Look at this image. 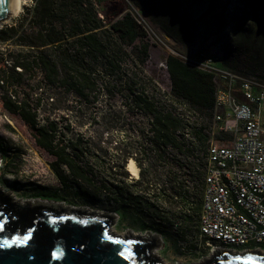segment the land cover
I'll return each mask as SVG.
<instances>
[{
  "label": "trees",
  "instance_id": "1",
  "mask_svg": "<svg viewBox=\"0 0 264 264\" xmlns=\"http://www.w3.org/2000/svg\"><path fill=\"white\" fill-rule=\"evenodd\" d=\"M250 5L262 25L257 14L264 11V4ZM0 45L7 47L0 58L3 109L23 122L36 147L51 158L49 167L63 194H74L93 205L104 197L114 204V214L124 212L121 219L129 217L132 205H142L140 197L124 191L116 180L107 179L84 137L69 136L71 126L63 125L69 121L74 102L89 108L99 105L104 97L111 101L117 96L131 99L145 114L156 115L151 128L136 125L143 153L160 146L189 151L175 135L183 122L165 104L163 94L145 73L149 44L143 26L127 13L122 0H36L33 8H26L14 23L0 29ZM127 47L133 48L130 54ZM227 50L224 63L229 69L264 79V39ZM129 55L135 56L133 62L128 63ZM166 67L172 95L187 100L197 112L211 119L215 94L212 77L174 56L167 57ZM117 167L124 170V165L114 166ZM41 190L40 196L48 202L61 199L58 192ZM21 210L0 192V234L34 240L35 221L41 224V234L49 231L44 227L45 219L65 222L66 215L58 208H34L28 220ZM75 213L85 216L83 210ZM104 218L111 226L115 222L111 215ZM132 224L139 221L132 220ZM180 239L187 241L185 235ZM145 251L141 256L144 264H163L151 248ZM231 255H215L209 263Z\"/></svg>",
  "mask_w": 264,
  "mask_h": 264
},
{
  "label": "built area",
  "instance_id": "2",
  "mask_svg": "<svg viewBox=\"0 0 264 264\" xmlns=\"http://www.w3.org/2000/svg\"><path fill=\"white\" fill-rule=\"evenodd\" d=\"M35 5L36 0H27L23 9ZM171 53L212 77L214 108L207 119L187 100L172 95L168 74L170 87L159 90L183 122L175 135L189 151L160 146L143 153L141 138L131 135L140 153L126 156L122 188L141 198L132 215L140 227L146 225L134 235L159 240L153 255L170 251V240L180 253L194 256L213 257L220 250L264 254V81L222 67L212 55ZM131 107L146 120L143 127L151 128L156 115ZM130 161H135L137 176L127 172ZM114 215L122 220L121 213Z\"/></svg>",
  "mask_w": 264,
  "mask_h": 264
},
{
  "label": "rangeland",
  "instance_id": "3",
  "mask_svg": "<svg viewBox=\"0 0 264 264\" xmlns=\"http://www.w3.org/2000/svg\"><path fill=\"white\" fill-rule=\"evenodd\" d=\"M105 1L108 0H102L104 3ZM122 1L127 13L142 22L149 44L148 60L144 69L158 89L170 87L167 70L162 64L166 63L168 56H173L171 51L184 56L212 55L219 60L222 67L228 68L224 63L227 49H236L250 40L260 42L264 39V11L257 14L258 18H262L261 25L250 5H263L264 0ZM22 10L9 21L2 23L0 29L14 23L23 14ZM132 49L126 48L128 54ZM6 51L7 47L0 45V58L4 57L2 54ZM134 59L135 56L131 55L128 63ZM3 94L0 90L1 192L22 208L43 205L68 210H86L97 215L107 214L115 217L114 204L104 197L100 203L93 205L74 194H63L61 184L49 167L51 158L36 147L29 129L23 122L3 109ZM131 105V99L121 96L112 101L104 97L99 105L89 108L74 102V108L68 114L69 121H65L63 125L71 126L72 133L69 136L84 137L86 146L94 154L107 179L116 180L121 186L127 173L114 166H123L126 156L131 152L140 153L136 143L131 142L130 133L135 134L134 124L137 125L138 122L147 126L146 120L137 117L134 109H130ZM42 188H47L52 194L58 192L61 199L56 202L46 201L40 196ZM132 211L133 208L129 210V217L120 221L115 217L112 232L129 236L142 231L139 224H132V220H137L135 217L131 218ZM170 241L174 246L173 241ZM173 246L168 252L157 251L155 256L163 264H201L210 260L209 255L194 256L188 251L180 253Z\"/></svg>",
  "mask_w": 264,
  "mask_h": 264
},
{
  "label": "water",
  "instance_id": "4",
  "mask_svg": "<svg viewBox=\"0 0 264 264\" xmlns=\"http://www.w3.org/2000/svg\"><path fill=\"white\" fill-rule=\"evenodd\" d=\"M15 14V0H0V25L9 21ZM44 207L46 206H27L21 211L25 213L23 217L28 220L30 213H34V208L42 210ZM58 210L66 215L65 222H51V219H45L44 227L49 231L44 234L40 232L41 224L32 222L36 229L34 236L37 234L34 240L12 233L8 236L1 233L0 264H144L141 256L146 253L145 250L151 248L153 253V250L161 245L155 237L116 235L112 232L110 222L104 218L107 214L97 215L83 210L85 216L81 217L75 212L82 210L61 207ZM42 218L43 216H40V219ZM41 235L43 237L40 241ZM222 253L229 251L220 250L216 255ZM230 254L232 255L214 264H264V254L261 252ZM201 264L211 263L208 260Z\"/></svg>",
  "mask_w": 264,
  "mask_h": 264
},
{
  "label": "bare ground",
  "instance_id": "5",
  "mask_svg": "<svg viewBox=\"0 0 264 264\" xmlns=\"http://www.w3.org/2000/svg\"><path fill=\"white\" fill-rule=\"evenodd\" d=\"M16 1V14L23 9V6L27 0H15ZM127 172L133 176L138 175V168L135 165V161H130L127 166Z\"/></svg>",
  "mask_w": 264,
  "mask_h": 264
},
{
  "label": "flooded vegetation",
  "instance_id": "6",
  "mask_svg": "<svg viewBox=\"0 0 264 264\" xmlns=\"http://www.w3.org/2000/svg\"><path fill=\"white\" fill-rule=\"evenodd\" d=\"M17 206H18L19 210H21V209H22V207H21V206H19L18 204H17Z\"/></svg>",
  "mask_w": 264,
  "mask_h": 264
}]
</instances>
